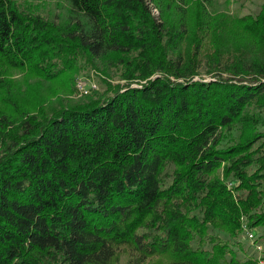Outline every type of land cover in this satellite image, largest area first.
Returning <instances> with one entry per match:
<instances>
[{"label": "trees", "instance_id": "obj_1", "mask_svg": "<svg viewBox=\"0 0 264 264\" xmlns=\"http://www.w3.org/2000/svg\"><path fill=\"white\" fill-rule=\"evenodd\" d=\"M191 1L0 0L4 67L76 87L92 66L108 85L0 109V264H258L243 219L263 242L264 0L190 39L170 20Z\"/></svg>", "mask_w": 264, "mask_h": 264}, {"label": "rangeland", "instance_id": "obj_2", "mask_svg": "<svg viewBox=\"0 0 264 264\" xmlns=\"http://www.w3.org/2000/svg\"><path fill=\"white\" fill-rule=\"evenodd\" d=\"M202 1L205 4V0H192L190 4H184L183 9L179 10L175 8L172 10V19L170 21L183 20L187 24V33H189L190 39L195 36H200L202 34L200 32L202 27L209 24L214 26V23L216 22L215 18L219 17V15L226 13L235 16L255 12L258 10L262 2V0H212L213 9L208 6L209 4L204 5L210 14V18L201 21L200 17L203 15ZM150 6L152 7L153 14L160 17L161 10L153 3H150ZM208 32L206 31V35H208ZM75 76L76 82L74 85H76V87L72 86L67 76L55 83H45V85L39 86L37 83L33 82L27 73L20 74V72H17L16 70L6 68L0 61V109L4 108L3 110L7 111V114L9 115H18V108L16 106H21L22 108L32 107L35 105L34 103H37V97H39L41 93L42 96H52V100H57L58 98H62L61 96H64L68 99L83 101L89 96H91V98H97L100 94L104 93L108 87L107 83L104 82L106 78L103 77L100 71L92 66L83 68ZM109 81L112 84L126 82L125 79H119L117 77ZM140 82L144 81L134 80L132 83L135 85ZM4 84H8L12 92L10 91L5 94L2 90V88H6ZM81 86H83V88H81ZM48 91H52V93L50 94ZM58 93L61 95L60 97H57ZM39 100L42 101L43 99ZM260 232L261 230L258 229V234H260ZM245 243L248 246L250 245L246 240ZM262 246L263 249L259 255L264 256V240ZM250 248L251 253L253 250V252L258 255L252 246ZM122 257L123 255H121L118 264L124 263Z\"/></svg>", "mask_w": 264, "mask_h": 264}, {"label": "built area", "instance_id": "obj_3", "mask_svg": "<svg viewBox=\"0 0 264 264\" xmlns=\"http://www.w3.org/2000/svg\"><path fill=\"white\" fill-rule=\"evenodd\" d=\"M81 88H83V86H81ZM243 229H244L245 239L252 245L254 250L258 253L257 255L258 264H264V256L259 255V253L262 252L263 246H262V242L258 241V230L255 228L254 229L249 228L248 222L245 219H243Z\"/></svg>", "mask_w": 264, "mask_h": 264}]
</instances>
